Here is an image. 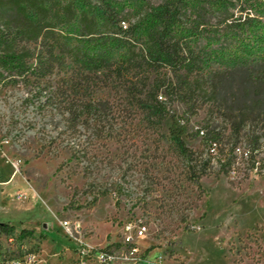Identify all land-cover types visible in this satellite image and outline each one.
<instances>
[{"label":"rangeland","instance_id":"374dc122","mask_svg":"<svg viewBox=\"0 0 264 264\" xmlns=\"http://www.w3.org/2000/svg\"><path fill=\"white\" fill-rule=\"evenodd\" d=\"M107 1L128 26L164 0ZM213 1L191 0L183 12L187 25H200L189 39L197 51L221 61L242 40L264 37V29L225 30V20L246 13L264 26V0ZM36 88L32 76L0 69V222L15 225L11 234L0 232V264H26L32 251L38 254L32 264H75V242L62 219L80 220L96 249L119 241L125 223L142 221L148 232L138 241L139 264H264L262 125H249L238 141L251 152V138L261 136L256 167L240 156L222 173L219 151L229 147L230 127L203 95L190 114L177 95L161 92L168 117L159 122L106 87L96 95L97 115L74 122L67 112L42 106ZM173 124L184 130L190 155L171 138ZM214 127L224 135L216 155L197 133ZM22 228L32 234L20 236Z\"/></svg>","mask_w":264,"mask_h":264},{"label":"trees","instance_id":"16d2710c","mask_svg":"<svg viewBox=\"0 0 264 264\" xmlns=\"http://www.w3.org/2000/svg\"><path fill=\"white\" fill-rule=\"evenodd\" d=\"M190 1L164 0L138 24L123 26L128 20L107 0H0V69L32 76L42 106L67 112L74 122L82 115H97L101 101L96 95L106 87L125 93L159 122L168 117L161 92L177 95L190 114H196L195 99L203 95L230 127L229 147L221 148L218 157L220 171L228 173L247 127L264 128V37L242 40L229 58L212 61L190 45L200 27L183 20ZM263 27L248 13L244 19L225 20L231 34ZM169 131L179 149L190 155L184 130L173 124ZM223 137L214 127L204 138L209 146H218ZM260 138H251V168ZM14 231L15 225L0 222L1 233ZM31 234L21 229L20 236Z\"/></svg>","mask_w":264,"mask_h":264},{"label":"built area","instance_id":"2783aa9c","mask_svg":"<svg viewBox=\"0 0 264 264\" xmlns=\"http://www.w3.org/2000/svg\"><path fill=\"white\" fill-rule=\"evenodd\" d=\"M199 135L205 137V130L200 129ZM210 151L216 155L217 146H210ZM234 155L236 159L240 156L249 159L250 151L235 149ZM15 169L18 170L17 165H15ZM60 224L68 238L75 242V264H139L137 256L141 254L142 249L138 241L143 240L148 232V227L142 221L125 223L121 239L116 243H112L110 247L103 249H96L87 243L80 220L62 219ZM37 255L34 252L29 253L25 257V263H35Z\"/></svg>","mask_w":264,"mask_h":264},{"label":"bare ground","instance_id":"6f19581e","mask_svg":"<svg viewBox=\"0 0 264 264\" xmlns=\"http://www.w3.org/2000/svg\"><path fill=\"white\" fill-rule=\"evenodd\" d=\"M214 146H215V144H214Z\"/></svg>","mask_w":264,"mask_h":264}]
</instances>
